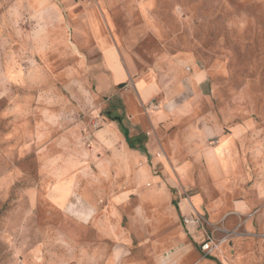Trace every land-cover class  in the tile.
I'll return each mask as SVG.
<instances>
[{"label":"rangeland","instance_id":"obj_1","mask_svg":"<svg viewBox=\"0 0 264 264\" xmlns=\"http://www.w3.org/2000/svg\"><path fill=\"white\" fill-rule=\"evenodd\" d=\"M120 249L264 264V0H0V264Z\"/></svg>","mask_w":264,"mask_h":264},{"label":"crops","instance_id":"obj_2","mask_svg":"<svg viewBox=\"0 0 264 264\" xmlns=\"http://www.w3.org/2000/svg\"><path fill=\"white\" fill-rule=\"evenodd\" d=\"M106 56L109 57V61H107V63L109 64L108 65L109 68L115 73L114 74L115 83L118 84V85L123 84L126 75H125V72H124L120 62L118 61L117 52L114 49H112V48L108 49L106 51ZM152 95H153V90L145 91L144 94H143L144 99H142V100L143 101L144 100L147 101V100H149V97L152 96ZM121 106L123 107V104ZM117 114H119L118 111H117ZM117 114H115V115H117ZM113 122L117 123L116 121H112L111 126L109 128V129H111L110 134L114 135L115 139L118 140L120 137L117 135V133H114L115 129H117V128H115V123H113ZM130 125L131 126H129V129H128L129 130V136H130L131 143L135 147V149H133L132 151L130 150L129 144H128V142H127V140H126V138H125V136H124V134L122 132V134H123L122 143H123L124 149H126L129 153H131L134 156V155H138L139 154V150H141V149H139V146L140 147L142 146V147L145 148L147 153H149V149H150V146L152 145L153 141L148 140L147 143L144 142L145 141V136H144L145 135V131L142 128L139 127L137 122L132 123ZM120 130H121V127H120ZM117 131L118 130H116V132ZM147 134H149V133H147ZM227 173H230V172L227 171ZM178 206H179L178 207L179 212L183 208H184L185 212H188V206L183 201H181L180 204L178 203ZM245 208H247V205H244L241 209H245ZM126 254L127 253L125 251L121 250V249L114 251L112 254H110V256H109L110 259L107 261V264H130L129 262H126V260H127ZM163 259H165V256H163ZM132 264H141V263L139 261L138 262L135 261Z\"/></svg>","mask_w":264,"mask_h":264},{"label":"trees","instance_id":"obj_3","mask_svg":"<svg viewBox=\"0 0 264 264\" xmlns=\"http://www.w3.org/2000/svg\"><path fill=\"white\" fill-rule=\"evenodd\" d=\"M124 86V84H121V85H119V87H123ZM108 117H109V119H111L112 121H118V122H120L121 123V118L118 116V115H112V114H108ZM121 127V130H122V132H123V134H124V136H125V138H126V140H127V142H128V144L130 145V147H133V145H132V143H131V140H130V136H129V130L124 126V125H122V126H120Z\"/></svg>","mask_w":264,"mask_h":264},{"label":"built area","instance_id":"obj_4","mask_svg":"<svg viewBox=\"0 0 264 264\" xmlns=\"http://www.w3.org/2000/svg\"><path fill=\"white\" fill-rule=\"evenodd\" d=\"M203 249L206 250V251H208V250L211 249L210 241H208V242H206V243L204 244Z\"/></svg>","mask_w":264,"mask_h":264}]
</instances>
